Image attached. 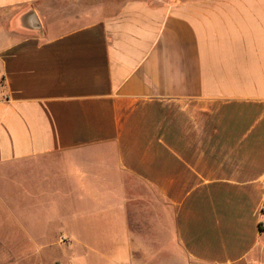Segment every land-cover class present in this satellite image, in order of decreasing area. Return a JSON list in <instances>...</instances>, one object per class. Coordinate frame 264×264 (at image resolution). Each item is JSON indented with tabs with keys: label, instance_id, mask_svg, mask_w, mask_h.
<instances>
[{
	"label": "crops",
	"instance_id": "1",
	"mask_svg": "<svg viewBox=\"0 0 264 264\" xmlns=\"http://www.w3.org/2000/svg\"><path fill=\"white\" fill-rule=\"evenodd\" d=\"M0 211L41 264H264V0H0Z\"/></svg>",
	"mask_w": 264,
	"mask_h": 264
},
{
	"label": "rangeland",
	"instance_id": "2",
	"mask_svg": "<svg viewBox=\"0 0 264 264\" xmlns=\"http://www.w3.org/2000/svg\"><path fill=\"white\" fill-rule=\"evenodd\" d=\"M79 10H80V8H77L75 11L79 12ZM69 14L71 15L72 12ZM19 210H17V211H19ZM5 218H6L5 213L0 211V231L4 235L16 230L14 227H12L8 224H5V221H4ZM40 231H41L40 229H32L31 233H33V235L34 234L38 235V233ZM45 232H48L49 235L51 234V238H52L54 236L53 233H56L57 231H45ZM35 235H34V237H35ZM40 250L41 249L34 248V247L33 248H27V249H26V247H14L12 249V252H9L8 250H6L5 255H2L0 253V264H41V261L39 258L40 257ZM85 250L86 249L83 247H78V249L76 251L77 254L75 255V257L78 259V262L76 264H90V263L99 264L98 262H100V258L98 259V257L96 255H94L93 253H90L87 250H86V253H88L89 258L86 259ZM57 256L61 259L60 260L61 262L58 260L59 264H69L70 257H69V255L66 254L65 251H63V250L58 251Z\"/></svg>",
	"mask_w": 264,
	"mask_h": 264
}]
</instances>
